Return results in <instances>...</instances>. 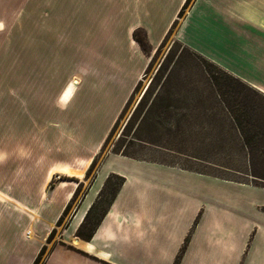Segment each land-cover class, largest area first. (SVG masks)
<instances>
[{
	"label": "crops",
	"instance_id": "crops-1",
	"mask_svg": "<svg viewBox=\"0 0 264 264\" xmlns=\"http://www.w3.org/2000/svg\"><path fill=\"white\" fill-rule=\"evenodd\" d=\"M185 1L80 0L70 9L65 0H39L37 4L25 0L27 8L22 13L17 0H0V54L14 55L16 68L26 70L23 96L28 112L31 109L33 117L51 119L37 141L89 143L84 156L75 155L67 163L41 159L34 165L29 156L18 160L11 155L9 181L31 184L0 191V264H33L77 183L84 182L88 167L149 64L133 39L135 30H143L154 53L176 22L174 38L189 51L224 71L264 80V0H193L179 19ZM1 39L14 45L2 46ZM247 56L249 63L240 65ZM69 88L70 98L62 102ZM92 97H103L102 104L91 108ZM56 116L59 123L53 121ZM58 145H54L57 151ZM107 162L126 163L139 171L110 169L101 175ZM62 170L71 174L64 175ZM152 170L158 174L152 175ZM111 174L122 177L124 183L91 240L74 236L77 241L72 249L53 246L44 264H173L187 237L178 264H264V223L227 225L220 201L211 200L210 208L197 200L174 207L169 204L173 193L167 178L195 176L251 191H264V186L120 155L105 156L67 232H76ZM54 176L72 181L59 177L48 190ZM56 191L62 193L59 208L49 225L40 228L42 209L50 205ZM251 206L260 209L255 203ZM28 232H32L30 237ZM36 233L39 242L33 244Z\"/></svg>",
	"mask_w": 264,
	"mask_h": 264
},
{
	"label": "rangeland",
	"instance_id": "rangeland-1",
	"mask_svg": "<svg viewBox=\"0 0 264 264\" xmlns=\"http://www.w3.org/2000/svg\"><path fill=\"white\" fill-rule=\"evenodd\" d=\"M38 1L35 0V4ZM65 1L66 6L72 9V5L80 0ZM17 6L22 13L27 8L25 0H17ZM65 13L68 15L66 10ZM24 22L22 20V23ZM19 23L21 24V21ZM176 28L177 23L172 33L154 53L149 46L144 49V53L149 58L147 69L107 135L105 143L103 142L101 151L99 150L95 157V164L85 176L84 182L77 183V194L70 204L68 214L59 226H53L54 231L50 237L52 230L48 234L45 241V256L41 260L45 259L47 252L53 246L73 248L71 244L74 245L75 233L67 232V228L107 155H127L134 161L162 163L242 183H252L255 186H264V80L254 75L242 74L234 70L224 71L209 63H203L175 40L173 34ZM1 40L2 46L14 45L4 44V39ZM243 59L240 65L245 66L249 63L250 56ZM15 61L14 55L0 54V191L2 192H9L19 185L25 187L31 184L9 181L11 155L12 157L17 155L18 160L29 156L34 165L40 163L41 159L50 163H67L73 161L75 155L84 156V150H87L85 147L89 144L81 142L75 146L66 141L60 142L59 145L52 141H37L41 136L43 125L51 119L33 117L31 109L28 112L27 102L23 96L26 89V70L24 67L16 68ZM211 78H215L216 83H213ZM249 82L258 85L253 86ZM69 95L70 88L61 98L62 102H67ZM102 99L103 97H92L88 104H92L90 107L93 108L101 105ZM226 101L235 112L242 115L244 132L252 140L248 148L242 144L241 137L231 125L224 108ZM53 121L59 123V116ZM85 137L83 136L82 139ZM54 145H58L59 151ZM20 167L23 169L24 165ZM22 169L21 171L24 172ZM110 169L126 173L139 171L138 168L126 163L107 162L102 166L100 174ZM156 174L158 172L152 170V175ZM59 177H52L48 190L55 186ZM166 178L163 177L164 180ZM60 179L72 181L64 176ZM167 181L171 184L173 193L169 195V204L174 207H184L189 200H197L205 208H210L208 206L213 204L211 200L220 201L223 205L220 209L223 212L222 217L227 225L249 224L253 221L264 223V212L260 211L261 206L264 207V191L221 186L211 180L195 176L179 175L175 181H171L170 178H167ZM116 183V179H113L110 186ZM36 186H39V183ZM61 194L56 191L50 198V205L42 209L40 228L48 226L52 221L59 208ZM2 201L1 199L0 208L3 207ZM251 203H255L260 209L257 211L252 208ZM232 230L235 232L234 229ZM37 236L36 233L33 244L39 242ZM24 245L21 244V247L24 248ZM131 264L137 263L131 261ZM146 264H158V262Z\"/></svg>",
	"mask_w": 264,
	"mask_h": 264
},
{
	"label": "trees",
	"instance_id": "trees-1",
	"mask_svg": "<svg viewBox=\"0 0 264 264\" xmlns=\"http://www.w3.org/2000/svg\"><path fill=\"white\" fill-rule=\"evenodd\" d=\"M192 2H193V0H186L185 1L183 7L181 8L180 12L178 13V18H181L182 17V15L184 14L185 10L191 5ZM175 25H176V22L173 24V26L171 27V29L168 31L165 39L172 33V30L174 29ZM133 39L139 45V47L141 48V50L144 52V49L148 47V44L146 42L145 33L143 32V30H141V29L135 30L133 32ZM165 39H164V41H165ZM163 42H162V44H163ZM191 53L196 58H198L199 60H201L203 63H206V64L209 63V64L215 66L214 64L208 62L207 60H205L201 56H199V55H197V54H195L193 52H191ZM215 67H217V66H215ZM211 81L213 83L214 82L216 83V79L215 78H211ZM136 88H137V86L135 87V89ZM143 98L144 97H142V99ZM142 99H141V101H142ZM224 104H225L224 108H225L226 113H228V116H229L230 121H231V125L235 128L236 132L241 137L242 144L246 148L250 147L252 140L244 132L243 125H242L243 124L242 123V115L240 113H238V112H235L233 110V108L230 106L229 102L224 103ZM100 151H101V149H100ZM122 156L128 157L127 155H122ZM95 161H96V158H94L92 160L90 166L88 167V169L86 171L85 176L88 175L89 171L91 170V168L95 164ZM146 162H150V161H146ZM152 163H156V162H152ZM113 179H116L117 183L114 186H110V183H111V181ZM123 183H124V179L122 177L117 176V175H114V174H111V175H109L106 178L105 183H104L102 189L100 190V192H99L96 200L91 205V207L89 208V210L86 212V214H85V216L83 218L82 223L77 228V230L75 232V237H77V238H79L80 240H83V241H89V240H91V238L93 237L94 233L96 232L98 226L100 225L101 221L104 219V217H105V215L107 213V210L111 206V204H112V202H113V200H114L117 192L119 191V189L121 188V186L123 185ZM77 190L75 191V193H74V195H73L70 203L64 208V210L61 213L60 217L56 221L55 226H59L60 225V222L62 221V219L68 214V211H69V208H70V204L72 203L74 197L76 196ZM53 231L54 230H52V232L50 233L49 237L53 234ZM188 242H189V237H187L184 240L183 246H182L179 254L176 256L173 264H178L179 263L181 254L184 252V250H185ZM45 252H46V248H45V246H43L40 249L37 257L35 258L33 264H44L45 259H43V260H41V259H42V257L45 256Z\"/></svg>",
	"mask_w": 264,
	"mask_h": 264
},
{
	"label": "bare ground",
	"instance_id": "bare-ground-1",
	"mask_svg": "<svg viewBox=\"0 0 264 264\" xmlns=\"http://www.w3.org/2000/svg\"><path fill=\"white\" fill-rule=\"evenodd\" d=\"M63 173H65V174H67V175H70V174H71V172H68V171H65V170H63ZM27 235L31 236L32 233H31V232H28ZM73 241H74V243H75L77 240L74 239Z\"/></svg>",
	"mask_w": 264,
	"mask_h": 264
}]
</instances>
